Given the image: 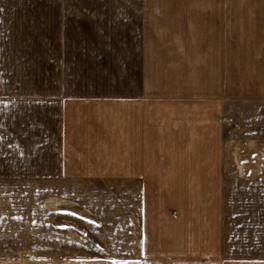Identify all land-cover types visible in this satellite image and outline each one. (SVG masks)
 Segmentation results:
<instances>
[{
    "label": "crops",
    "instance_id": "1",
    "mask_svg": "<svg viewBox=\"0 0 264 264\" xmlns=\"http://www.w3.org/2000/svg\"><path fill=\"white\" fill-rule=\"evenodd\" d=\"M138 5L0 0V29L42 30L38 87L0 84V141L39 140L53 188L76 189L57 208L97 238L91 251L123 254L108 264H242L225 260L226 204L264 206V32L233 47L231 76L202 54L194 82L185 53L111 35L156 26ZM233 13L235 28L264 30V0H233Z\"/></svg>",
    "mask_w": 264,
    "mask_h": 264
},
{
    "label": "rangeland",
    "instance_id": "2",
    "mask_svg": "<svg viewBox=\"0 0 264 264\" xmlns=\"http://www.w3.org/2000/svg\"><path fill=\"white\" fill-rule=\"evenodd\" d=\"M132 1L135 6L139 4V8L144 6L146 20H153L156 26L141 30H111V35L123 36L127 31L130 37L144 36L147 52L154 50L165 55L176 48L178 53H185L183 59L187 65L191 60L194 66V82L201 78L199 61L202 54L209 53V64L216 58L222 60L224 76H231L228 70L232 67L233 47L238 48L239 43H244L250 31L253 35L264 32L234 27L233 21L238 19V15L233 13V0ZM41 35L40 29H0L1 85L29 84L38 87ZM22 38L28 42L25 48L32 50L24 58L17 56ZM162 59L166 57L162 56ZM23 70L33 71L34 74L25 75ZM229 117H232L231 111ZM229 123L227 135L231 136L234 126ZM6 142L3 139L0 141V264H108L106 261H111L113 257H123V254L91 251L90 247H100L97 238L85 225L74 220L72 211L57 208L58 201H72L76 189L65 188L64 183L61 189L53 188L58 183L50 178L47 180L50 174L41 171L46 158L41 156L39 140L31 141V146L27 147L26 143L13 139L12 148ZM33 143H38L37 147L32 148ZM83 191L88 196V191ZM258 191L264 194V190ZM76 196L79 204L80 196L87 198L80 192L78 194V190ZM82 203L80 207L88 209V201ZM110 208L106 206L107 213ZM115 212L114 208L112 213ZM226 217L225 260L264 264V206L226 204ZM98 256H103L104 260L98 261ZM144 264L210 263L146 260Z\"/></svg>",
    "mask_w": 264,
    "mask_h": 264
}]
</instances>
